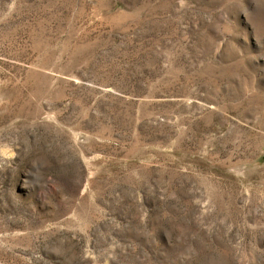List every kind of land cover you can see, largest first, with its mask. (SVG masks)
I'll use <instances>...</instances> for the list:
<instances>
[{
    "label": "rangeland",
    "instance_id": "obj_1",
    "mask_svg": "<svg viewBox=\"0 0 264 264\" xmlns=\"http://www.w3.org/2000/svg\"><path fill=\"white\" fill-rule=\"evenodd\" d=\"M0 264H264V0H0Z\"/></svg>",
    "mask_w": 264,
    "mask_h": 264
}]
</instances>
